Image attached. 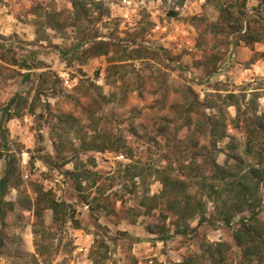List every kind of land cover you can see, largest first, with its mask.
<instances>
[{
    "label": "rangeland",
    "instance_id": "374dc122",
    "mask_svg": "<svg viewBox=\"0 0 264 264\" xmlns=\"http://www.w3.org/2000/svg\"><path fill=\"white\" fill-rule=\"evenodd\" d=\"M70 2L0 0V116L18 94L0 141V175L8 163L13 173L0 264H240L232 234L249 210L219 222L202 192L220 185L214 163L227 155L232 171L233 156L253 163L247 124L264 112V73L244 68L264 58V0H83L79 16ZM260 25L262 40L245 45ZM187 86L214 109L188 113ZM164 174L205 203L199 225L171 212ZM40 187L64 203L58 219L45 206L36 217Z\"/></svg>",
    "mask_w": 264,
    "mask_h": 264
},
{
    "label": "trees",
    "instance_id": "16d2710c",
    "mask_svg": "<svg viewBox=\"0 0 264 264\" xmlns=\"http://www.w3.org/2000/svg\"><path fill=\"white\" fill-rule=\"evenodd\" d=\"M184 0H180L183 2ZM71 6L73 12L76 16L81 15V11H85V3L83 0H71ZM242 8V7H241ZM220 10L222 8L220 6ZM244 3L243 9L238 11L239 14H244ZM244 31L242 35V41L245 45L252 46L253 43L262 40L260 30L263 25H260V29H255L253 33H250L249 27ZM103 50L93 51V54H102ZM187 95L192 96L189 106L186 107L188 113L192 112L200 107L214 109L215 103L200 101L198 95L190 87H186ZM220 96V95H219ZM234 93H227L225 95L226 100L235 98ZM18 94L13 95L8 102L1 109L0 116V141L5 142L4 134V120L11 117L9 113L12 104L16 103ZM237 101V100H236ZM235 105L236 103H228L227 105ZM237 107V105H235ZM203 112V111H202ZM204 120L206 124L211 125V130H217L221 126V119L214 113L205 114ZM264 112L256 114L253 118H248L247 124V139L245 143L244 153L253 158V163L246 166V168L241 169L243 164V159L240 156H233L236 161L235 168L237 171H232L228 163V155L224 161L223 165L214 163L216 171L212 178L220 183L215 187L213 184L207 185L208 191H203L202 193L211 198L214 211L217 216L221 219L219 222L228 223L231 216L235 212H240L244 207L249 210V215L243 216L239 220V227L235 229L232 234L234 244L241 249V263L240 264H251L254 260L259 262H264V219L260 220L257 215L264 209V205H261V191H264ZM225 132L222 131L218 138H224ZM1 156V152H0ZM7 164V167L2 175H0V205L4 202V196L6 190L9 186V182L12 178V169ZM67 173L73 174V171H67ZM167 174L162 175L160 178L163 182V193H167L171 196L170 210L177 216L179 220L185 218H191L194 214H199V220L197 225H199L202 220H205L204 210L205 203L203 202H193L192 196L185 192L187 184L180 177H170ZM36 198L33 201L35 205V215L40 217V210L43 206L50 208L53 212V219H58L59 211L61 206L64 204L57 201L54 197L50 196L48 191H44L41 187L35 189ZM235 200V201H234ZM44 201V205H41ZM1 217V213H0ZM174 226L178 227L179 222L175 221ZM75 226L79 225L75 223ZM188 225H185V228ZM178 230V229H177ZM35 232V231H33ZM180 232V231H177ZM220 245V244H215ZM211 246V244H209ZM210 258L213 254L217 257L214 258L213 262L222 261L221 251L216 248L209 252ZM199 257H191L186 259L182 264H192V261L198 262Z\"/></svg>",
    "mask_w": 264,
    "mask_h": 264
},
{
    "label": "crops",
    "instance_id": "0c3cea01",
    "mask_svg": "<svg viewBox=\"0 0 264 264\" xmlns=\"http://www.w3.org/2000/svg\"><path fill=\"white\" fill-rule=\"evenodd\" d=\"M242 48H248L250 52H253L254 50L248 46H240L239 49L242 50ZM262 49V47H260ZM245 72H251V73H264V58L259 57L258 60H256L254 63H250L249 67L244 68Z\"/></svg>",
    "mask_w": 264,
    "mask_h": 264
},
{
    "label": "built area",
    "instance_id": "2783aa9c",
    "mask_svg": "<svg viewBox=\"0 0 264 264\" xmlns=\"http://www.w3.org/2000/svg\"><path fill=\"white\" fill-rule=\"evenodd\" d=\"M234 57V53H231V58Z\"/></svg>",
    "mask_w": 264,
    "mask_h": 264
}]
</instances>
